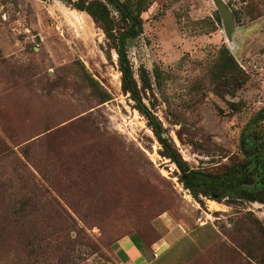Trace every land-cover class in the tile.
Masks as SVG:
<instances>
[{
  "label": "rangeland",
  "instance_id": "1",
  "mask_svg": "<svg viewBox=\"0 0 264 264\" xmlns=\"http://www.w3.org/2000/svg\"><path fill=\"white\" fill-rule=\"evenodd\" d=\"M222 1L230 37L215 0H151L128 53L186 166L235 169L259 187L264 0ZM223 48L236 62L229 76L246 74L240 89L224 81ZM132 237L148 264H264V204L194 194L87 12L69 0H0V264H127L120 242Z\"/></svg>",
  "mask_w": 264,
  "mask_h": 264
},
{
  "label": "trees",
  "instance_id": "2",
  "mask_svg": "<svg viewBox=\"0 0 264 264\" xmlns=\"http://www.w3.org/2000/svg\"><path fill=\"white\" fill-rule=\"evenodd\" d=\"M106 1L107 3L98 0L83 3L69 0L72 6L80 11L87 12L95 22L101 24L107 38L113 42L119 59L123 91L132 97L138 111L147 117L155 135L163 145L166 156L172 159L181 169L186 177V182L193 189L194 194L202 193L214 199L227 197L242 198L251 202L264 204V157L259 164L261 186L257 187L243 185V176H237L238 174L235 169L230 173L219 176H210L203 172L191 171L185 162L178 157V154L174 152L168 144V141L163 137L164 128L162 124L151 113L143 101L142 93L152 87L150 77L147 72H144L140 77L141 86H139L135 79L128 53L129 41L140 37L144 32L142 14L148 10L151 0ZM109 6L116 10L119 19L112 15ZM222 53H226V55L224 54L223 63L220 67L221 72L225 73L226 76L225 83L234 85L232 86L234 89L242 88L247 82L245 72H241V74L231 78L229 73L234 69L236 62L230 54L228 55L226 48H223ZM132 239L135 242V246L142 251L143 247L141 244L134 241V237Z\"/></svg>",
  "mask_w": 264,
  "mask_h": 264
},
{
  "label": "crops",
  "instance_id": "3",
  "mask_svg": "<svg viewBox=\"0 0 264 264\" xmlns=\"http://www.w3.org/2000/svg\"><path fill=\"white\" fill-rule=\"evenodd\" d=\"M167 243V242H166ZM165 245V244H164ZM167 245V244H166ZM120 246L124 253L128 256L127 264H148L146 257L143 255V252L140 251L134 244L133 241L130 239H124L120 242ZM163 246V245H162ZM168 246V245H167ZM167 246H164L162 248H167ZM161 249V246H159L156 251V257H158L157 251Z\"/></svg>",
  "mask_w": 264,
  "mask_h": 264
},
{
  "label": "water",
  "instance_id": "4",
  "mask_svg": "<svg viewBox=\"0 0 264 264\" xmlns=\"http://www.w3.org/2000/svg\"><path fill=\"white\" fill-rule=\"evenodd\" d=\"M215 2L218 7V10L220 11L223 17L226 33L230 37L233 27H234V20H233L232 14L230 13V11L228 10V8L226 7V5L224 4L222 0H215Z\"/></svg>",
  "mask_w": 264,
  "mask_h": 264
}]
</instances>
